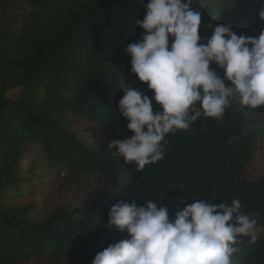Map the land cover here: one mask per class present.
I'll return each mask as SVG.
<instances>
[{
    "label": "trees",
    "instance_id": "obj_1",
    "mask_svg": "<svg viewBox=\"0 0 264 264\" xmlns=\"http://www.w3.org/2000/svg\"><path fill=\"white\" fill-rule=\"evenodd\" d=\"M10 0H0L5 10ZM32 11L16 31L0 30V192L20 188L37 174L31 163L40 147L62 167L97 173L104 179L98 197L71 211L61 207L41 219L31 217L33 205H9L0 197V264L33 257L61 264H92L110 244L129 238L115 226L106 227L117 202L143 205L146 199L166 206L170 218L185 204L204 199L214 204L233 200L262 230L256 242L238 237L239 264H264V177L245 174L261 130H244L251 113L264 106L225 108L222 118L201 115L187 130L169 133L162 142L164 158L137 171L109 144L133 135L118 112L122 87L153 92L131 72L130 42L144 30L136 24L145 15L147 0H27ZM262 0H192L202 12L198 34L202 43L212 34L209 23L230 25L237 35L258 37L264 21ZM173 38L170 37L169 45ZM223 78L224 71L211 64ZM226 85L230 81H225ZM120 86V87H119ZM19 89L15 99L6 93ZM199 108V106H196ZM153 110L161 107L153 100ZM94 122L102 141L82 139L68 124L67 113ZM31 145L32 147H28ZM29 159L21 168V158ZM185 200V203H181Z\"/></svg>",
    "mask_w": 264,
    "mask_h": 264
},
{
    "label": "clouds",
    "instance_id": "obj_2",
    "mask_svg": "<svg viewBox=\"0 0 264 264\" xmlns=\"http://www.w3.org/2000/svg\"><path fill=\"white\" fill-rule=\"evenodd\" d=\"M191 3L147 0L143 19L136 21L144 35L125 48L131 72L153 97L122 87L118 112L133 135L113 140L109 148H116L125 163L134 162L137 171L163 159L166 135L187 130L201 110L222 118L233 98L250 109L264 106V29L252 37L237 35L230 25L209 23L212 34L202 43V12ZM258 15L264 21V0ZM213 63L223 69V78L210 67ZM153 100L160 111L154 112ZM112 226L129 238L98 252L92 264H235L238 237L254 243L260 231L238 200L229 205L199 198L171 218L169 209L156 201L146 199L140 206L120 201L108 213L106 227Z\"/></svg>",
    "mask_w": 264,
    "mask_h": 264
},
{
    "label": "rangeland",
    "instance_id": "obj_3",
    "mask_svg": "<svg viewBox=\"0 0 264 264\" xmlns=\"http://www.w3.org/2000/svg\"><path fill=\"white\" fill-rule=\"evenodd\" d=\"M32 11V6L27 0H10L5 10L0 9V30L8 28L10 35H15L26 16ZM120 87V86H119ZM19 89H10L6 96L15 99ZM239 108L238 100L231 99L227 108ZM67 119L69 127L82 139L90 141H102L105 138L102 130L92 121L81 118L68 112ZM264 125V114L251 113L244 130H261ZM256 149L253 152L251 162L245 168V174L251 180L264 177V136L257 140ZM28 147H32L28 145ZM32 152L39 153L31 163V172L37 175L30 182L15 186L9 185L0 192L1 200L9 205H33L31 217L41 219L51 214L58 208L73 210L77 206L90 204L99 195L104 179L97 173H84L76 168L62 167L51 158L45 156L38 146H34ZM30 154L25 153L21 158V168L24 167ZM262 230V226H258ZM241 254L238 251L234 258ZM15 264H61L56 259H45L33 257L28 260L19 261ZM235 264H239L237 260Z\"/></svg>",
    "mask_w": 264,
    "mask_h": 264
}]
</instances>
